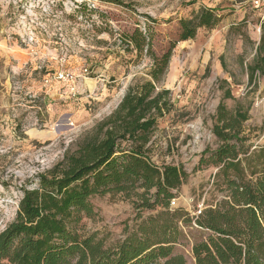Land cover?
<instances>
[{"label":"rangeland","instance_id":"374dc122","mask_svg":"<svg viewBox=\"0 0 264 264\" xmlns=\"http://www.w3.org/2000/svg\"><path fill=\"white\" fill-rule=\"evenodd\" d=\"M118 1L0 0V233L15 220L24 189L37 188L38 175L76 153L131 88L152 80L149 50L160 57L175 44L157 84V92L170 91L172 109L158 119L147 149L155 165L189 174L171 210L192 219L179 222L174 253L195 264L193 246L210 232L194 217L228 199L217 186L218 170L199 166L204 151L219 147V104L249 109L246 145L264 146V78L250 84L248 70L264 33V0ZM205 8L216 9L220 23L179 41L180 20ZM136 30L148 37L141 54L127 37ZM137 202L122 193L94 196L96 214L83 217L81 234L115 246L162 211Z\"/></svg>","mask_w":264,"mask_h":264},{"label":"trees","instance_id":"16d2710c","mask_svg":"<svg viewBox=\"0 0 264 264\" xmlns=\"http://www.w3.org/2000/svg\"><path fill=\"white\" fill-rule=\"evenodd\" d=\"M216 12L205 8L180 20L179 41L193 39L199 28L216 27L221 21ZM127 37L140 54L149 46L139 30ZM175 46L160 57L149 50L152 80L131 88L94 138L38 175L37 188L24 189L15 220L0 233V264H187L174 246L179 222L192 219L183 209L172 211L171 202L189 174L182 166L155 165L147 149L158 119L172 109L170 91L157 92V84ZM248 70L250 84L264 78V33ZM231 97L227 91L225 98ZM249 119V109L229 110L224 102L214 116L219 147L204 151L199 166L218 170L217 186L228 199L194 217L210 232L193 246L195 264H264V146L251 151L246 145ZM108 193L134 195L139 209L162 211L107 247L96 235L81 234L79 225L84 216L96 214L91 198Z\"/></svg>","mask_w":264,"mask_h":264},{"label":"built area","instance_id":"2783aa9c","mask_svg":"<svg viewBox=\"0 0 264 264\" xmlns=\"http://www.w3.org/2000/svg\"><path fill=\"white\" fill-rule=\"evenodd\" d=\"M172 205H175V201H172ZM200 213H201V211L198 212V214H200Z\"/></svg>","mask_w":264,"mask_h":264}]
</instances>
